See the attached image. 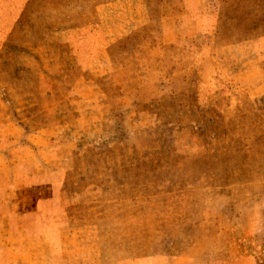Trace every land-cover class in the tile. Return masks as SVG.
I'll return each mask as SVG.
<instances>
[{"label": "rangeland", "instance_id": "374dc122", "mask_svg": "<svg viewBox=\"0 0 264 264\" xmlns=\"http://www.w3.org/2000/svg\"><path fill=\"white\" fill-rule=\"evenodd\" d=\"M4 124L6 212L85 264L264 261V0H0Z\"/></svg>", "mask_w": 264, "mask_h": 264}, {"label": "crops", "instance_id": "0c3cea01", "mask_svg": "<svg viewBox=\"0 0 264 264\" xmlns=\"http://www.w3.org/2000/svg\"><path fill=\"white\" fill-rule=\"evenodd\" d=\"M73 33V43L74 47L78 50L86 49L89 50L90 55L92 56V60L89 62V66L95 65L97 61H100V58L106 52V49L109 44V40L107 41L105 36L102 34L89 35L90 31L82 29H76L72 31ZM86 32L88 34V39L85 41L84 45L82 43H76L75 35L79 33ZM83 46V47H82ZM87 63V62H86ZM86 63L79 62V65L85 66ZM86 68V69H88ZM10 129L7 125H0V139L11 138V136L7 133V130ZM0 149V159L3 160V155H5L6 148ZM28 165V163H26ZM37 172L28 171L24 173H18L15 176L17 179L18 186L12 185V182L6 181V176L0 172V264H85L84 257L80 256L79 251H72L64 248L65 243V234L66 228L70 226V220L67 219L65 221H60L54 218H49V216L45 219L39 218L36 215L38 211L43 210V208L38 209L37 212L33 213V211L24 212H6L10 210L11 207L7 205L6 201V193L8 190H14L18 188L26 189H36L33 185H29L28 178L37 177ZM4 179V180H3ZM30 181V180H29ZM31 182V181H30ZM6 184H9L7 186ZM21 184V185H19ZM32 184V182H31ZM34 196L38 194V190H34ZM42 202L38 204V206L42 205ZM22 209L28 205L27 200H22L18 204ZM43 206V205H42ZM19 207V208H20ZM57 205H52L48 207V210H56ZM41 213V212H40ZM29 214H32L29 216ZM50 215V211L48 212ZM7 241L19 242L18 246H15V250L5 249L1 243H5ZM43 242H48L50 245L51 251L47 256V262L37 261L35 260V256H37V252L35 251L38 246H40ZM24 248L28 249L25 252ZM69 257L70 260L67 258ZM121 264H133V261H124Z\"/></svg>", "mask_w": 264, "mask_h": 264}, {"label": "trees", "instance_id": "16d2710c", "mask_svg": "<svg viewBox=\"0 0 264 264\" xmlns=\"http://www.w3.org/2000/svg\"><path fill=\"white\" fill-rule=\"evenodd\" d=\"M261 264H264V261Z\"/></svg>", "mask_w": 264, "mask_h": 264}]
</instances>
